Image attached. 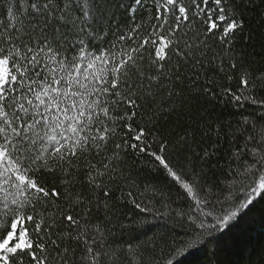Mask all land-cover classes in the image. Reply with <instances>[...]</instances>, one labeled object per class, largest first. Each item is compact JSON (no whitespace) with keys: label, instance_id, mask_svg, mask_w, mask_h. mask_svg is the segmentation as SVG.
<instances>
[{"label":"snow or ice","instance_id":"1","mask_svg":"<svg viewBox=\"0 0 264 264\" xmlns=\"http://www.w3.org/2000/svg\"><path fill=\"white\" fill-rule=\"evenodd\" d=\"M254 212L264 0H0V264H229Z\"/></svg>","mask_w":264,"mask_h":264},{"label":"trees","instance_id":"2","mask_svg":"<svg viewBox=\"0 0 264 264\" xmlns=\"http://www.w3.org/2000/svg\"><path fill=\"white\" fill-rule=\"evenodd\" d=\"M253 216L256 217L255 223L251 225L243 223L239 234L229 235L228 240L222 245L225 251L219 259L229 264H249L251 258V264H261L260 250L264 248V226L259 221L258 212H254ZM232 240L236 241L237 246L229 248ZM215 247L210 244L203 250L193 249L195 254L188 256L184 264H216V259L211 255Z\"/></svg>","mask_w":264,"mask_h":264}]
</instances>
